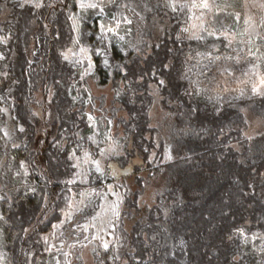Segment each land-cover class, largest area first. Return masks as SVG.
<instances>
[{
  "label": "trees",
  "instance_id": "trees-1",
  "mask_svg": "<svg viewBox=\"0 0 264 264\" xmlns=\"http://www.w3.org/2000/svg\"><path fill=\"white\" fill-rule=\"evenodd\" d=\"M100 4L103 26L88 17L74 43L72 0L40 8L0 0V38L8 39L0 43L3 264H46L44 238L63 222L72 190L103 188L92 169L86 184L76 178L73 158L91 146L92 128L81 72L65 59L73 46L89 49L91 78L112 87L125 115L124 154L109 161L122 174L112 179L121 211L111 247L92 251L95 264H257L246 240L264 238V96L216 104L187 84L186 62L215 45L188 37V9ZM211 22L221 33L235 16L219 12ZM115 25L123 41L107 33ZM255 123L263 130L250 135ZM98 204L84 207L81 221Z\"/></svg>",
  "mask_w": 264,
  "mask_h": 264
},
{
  "label": "rangeland",
  "instance_id": "rangeland-1",
  "mask_svg": "<svg viewBox=\"0 0 264 264\" xmlns=\"http://www.w3.org/2000/svg\"><path fill=\"white\" fill-rule=\"evenodd\" d=\"M19 1L23 5L33 6V0ZM72 1L77 9L72 14L68 12V15L71 17L69 20L74 32V43H77L88 17L98 19V24L102 27L103 22L100 21L107 16V11L100 4L105 0H92L98 4L95 9H81L78 0ZM161 1L166 4V0ZM202 2L203 0H195L197 7L188 9L190 22L187 35L198 36L199 39H191L203 43H206L207 37H211L215 40V45L211 47L212 50L197 52L186 62L184 80L199 96H207L211 103L249 101L264 96L253 92V88L264 92V0H207L208 8L202 7ZM101 8L103 14L100 13ZM219 12L239 16V19L235 18L230 30L215 32L211 27V21L213 15ZM125 23L129 24L127 20ZM210 32L214 35H209ZM107 33L119 41L124 39L116 25L108 27ZM222 33L230 34L229 39L225 40ZM204 35L207 37H203ZM217 37L225 40V43L223 44ZM0 41H3L1 44H6L8 39L1 37ZM65 56L66 60L81 72L83 88L87 93L84 114L87 115L92 128V132L89 133L91 146L73 158L76 178L79 183L86 184L92 169L102 177L103 188L95 191L81 186L77 191L72 190L71 201L64 213L63 222L44 238V242L49 246L46 264H95L92 251L95 247L103 251L111 247L114 241L112 235L114 222L121 211V193L112 179L122 174L116 168V171L111 172L109 161L124 154L118 139L123 133L120 120L125 115L114 102L112 87H98L91 78L95 66L88 48L75 49L73 46L67 50ZM2 59L0 53V61ZM98 122L103 126V130L97 126ZM261 130L263 125L255 123L249 134L255 135ZM97 165L100 171H97ZM96 202L99 204L95 212L87 221H81L84 207ZM116 212L119 214L116 215ZM247 246L249 252L256 257V263L264 264V238L250 236L246 240ZM0 264H3L1 250Z\"/></svg>",
  "mask_w": 264,
  "mask_h": 264
},
{
  "label": "snow or ice",
  "instance_id": "snow-or-ice-1",
  "mask_svg": "<svg viewBox=\"0 0 264 264\" xmlns=\"http://www.w3.org/2000/svg\"><path fill=\"white\" fill-rule=\"evenodd\" d=\"M78 4H79V7L81 9H95V8L98 7V4L92 2V0H78ZM21 6H23V5H21ZM33 6L36 7V8L42 7L43 6V0H33ZM166 6L170 7L172 9V11H174V12L178 11V10H181V9H189V8L197 7V5L195 3V0H191V2H190V0H166ZM201 6L204 7V8H208L209 5H208L207 0H203ZM100 13L103 14V8L100 9ZM235 18L238 20L239 16H236ZM197 19H199V17H197ZM245 22L247 23V21H245ZM127 23L130 24L131 21L127 20ZM185 31H187V29H185ZM209 35H214V33L210 32ZM221 35H223V38L225 40H228L230 34L222 33ZM189 38L190 39L191 38L199 39L200 37H198V36H196V37L190 36ZM219 38L220 37H217V39H219ZM121 39H123V37H121ZM0 42H3V41H0ZM65 59H67V56H65ZM237 63H239V60H237ZM163 83H164V81L161 80L160 84H163ZM253 92L258 94V95H264V92H260L256 88H253ZM20 130L23 131L22 128ZM21 166L23 167V164H21ZM97 171H100L99 165H97ZM115 214L118 215L119 213L116 212ZM105 248H107V244H105Z\"/></svg>",
  "mask_w": 264,
  "mask_h": 264
}]
</instances>
